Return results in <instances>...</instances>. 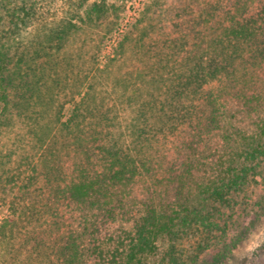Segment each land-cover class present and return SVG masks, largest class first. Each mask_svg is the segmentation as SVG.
<instances>
[{
  "label": "rangeland",
  "instance_id": "374dc122",
  "mask_svg": "<svg viewBox=\"0 0 264 264\" xmlns=\"http://www.w3.org/2000/svg\"><path fill=\"white\" fill-rule=\"evenodd\" d=\"M16 1L0 0L2 44L8 45V56L14 59L24 46L26 50L33 49L34 44L42 40L46 51L41 62L48 66L47 81L49 84L53 79L59 82L49 86L51 95L46 108L52 112L46 118L60 112L61 122L54 125L52 140L46 142V134L36 135L32 130L35 121L12 107L13 99L7 105L0 101L3 119L0 154L4 162V170L0 168V264H65L66 257L52 247L61 246L60 236L67 226L81 249L78 264H96L97 255L93 251L96 244L103 246L104 243L105 248L112 250L120 236H125L129 246L135 236L136 223L147 212V205L166 207L168 180L179 178L184 166L176 163L178 169L169 171L157 152V146L162 144H167L165 153L174 152L168 150L173 147V139L166 140L164 134L173 138L177 131L157 124L164 103L168 104L170 113L172 108L167 98V85L153 82L158 79L168 83L175 79L177 71L187 69L190 62L200 59V55V61L209 55L210 39L205 36L192 40L190 53L178 52L179 42L175 43L174 39L162 45L155 42L160 30H152L151 26L156 21L161 26L156 7L163 3L162 6L170 10L168 14H173L180 0H27L28 18L14 27L11 20L15 17ZM245 3L246 0H242L227 9L241 14ZM255 10L250 9V12ZM17 14L22 13L18 11ZM169 26L167 23L165 31H172ZM256 27L264 28L261 19ZM147 30L149 34L144 36ZM150 40L153 41L151 46H145L143 41ZM241 44L244 58L237 57L230 68L241 69L254 80L250 83L239 80L238 91L246 92L243 87H250L257 81L258 89L251 88L249 93L263 94L264 60L258 59L256 65L248 62L255 45L246 40ZM245 64L247 71L243 68ZM224 82L225 75L208 77L204 82L222 105L221 127L234 123L236 114L238 118L240 115L246 117L241 107L226 104L227 94H219ZM259 119H264V114ZM46 122L45 118L39 120L40 128L44 125V130L48 131ZM261 122L255 119L246 127L240 123L238 126L246 134H252ZM221 127L212 132L224 133ZM101 128H107L109 135ZM205 134L204 141L211 143L198 156L204 163L211 162L215 166L219 155L226 154V141L223 139L217 149L213 142L221 138ZM97 139H103L106 156L100 168L107 173L106 197L108 201L118 199L112 217L104 223L106 228L94 231L90 226L94 210L90 212L87 203L81 205L83 202L75 197L72 184L82 182L79 170L84 167L81 165L86 149L82 152L83 146ZM148 142L154 145H147ZM38 143H46V146ZM108 149L115 151L118 157L110 155L111 151L106 153ZM53 155L61 159V172L56 171V165H60ZM94 159L99 157L96 155ZM134 161L137 168L132 169ZM123 164L127 167L122 168ZM159 164L162 168L154 173L153 169ZM149 168H152L151 173ZM117 170L119 177H111ZM258 172L264 174V159L256 171H250L247 182L230 195L231 199L216 204L211 220L217 224L212 229L194 224L189 233L179 239L178 250L183 255V264L194 263L190 255L196 252L203 238L209 236L211 240L209 246L199 252V263L211 260L218 249L241 233L242 239L220 264H264V179ZM184 176L187 182H193L196 176L199 182L205 178L201 172L192 173L188 164ZM31 207H37L40 214H32ZM69 213L79 214L81 220L78 218L76 224H72ZM85 217L91 219L85 220ZM41 229L44 243L39 245L36 239L33 241V236ZM168 244L169 240L163 236L156 239V250L151 252H154L152 263L164 254ZM44 249H48V257L42 253Z\"/></svg>",
  "mask_w": 264,
  "mask_h": 264
},
{
  "label": "trees",
  "instance_id": "16d2710c",
  "mask_svg": "<svg viewBox=\"0 0 264 264\" xmlns=\"http://www.w3.org/2000/svg\"><path fill=\"white\" fill-rule=\"evenodd\" d=\"M26 1H16L18 5H15L16 8L13 9L15 17L13 16L14 20H11L14 27H17L19 23H25L28 18L26 13H30V7ZM241 1L180 0L177 7L172 11L174 13H170L171 15L168 14L170 10L165 9L166 6H162L163 3H159L156 7L161 16V26L157 23L158 21L151 26L153 27L152 30H160V37L155 41L156 43L162 45L170 43L171 39H174L175 43L179 42L176 47L178 52L190 53L192 40L196 41L205 36H209L210 39L208 44L209 55L204 56L201 61L202 55H200V59L190 62L187 69L177 71L175 79L168 83L158 79L153 82L167 85L166 88L169 93L167 98H170L169 105L172 108L170 113L168 104L164 103L165 106L158 115L157 124L164 129L170 128L177 131L173 138L169 134H164L166 140L168 138L173 139L171 142L173 147H169L168 150L174 152L165 153L164 146L167 144L157 146V152L160 160L167 164L169 171L172 172L177 167L176 163L180 162L184 166V170L180 173L179 178L175 177L168 180L165 193L166 207L147 205V212L136 223V230L133 232L135 236L131 239L129 246H127L125 236H120L117 246L112 250L105 248L104 243L103 246L100 244L94 246L93 251L97 255L96 264H183V255L178 250L179 239L188 234L194 224H198L200 228L212 229L217 224L211 220L212 210L216 204L231 199L230 195L247 182L250 171H256L261 159H264V119H259L264 114V93H249L251 88L258 89L257 81L252 83L250 87H243L247 93L239 92L238 84H241L239 80L250 83L253 82L254 77L248 76L236 67L233 70L230 68L237 57L244 58V48L241 42L245 40L255 45L247 61L256 65L258 59L264 60V28L256 27L258 19L264 23V0H246L241 14L230 12V9H227V6ZM196 8L198 9L197 12ZM255 8V11L250 12V9ZM18 11L22 14H17ZM2 19L3 17L0 16V21ZM167 23H169L172 31H165ZM148 34L149 31L147 30L144 36ZM16 42L20 46L17 39ZM152 42V40L143 41L144 45L149 47ZM34 45L35 47L29 50H26L24 46L16 58L12 59L8 56V45L2 44L0 35V101H5L7 105V103L10 104L9 100L13 99L12 107L19 110L20 114L25 113L26 117L34 120L32 130L36 135L46 134L44 141L48 142L52 140L51 137L55 133L53 132L54 125L61 122L60 112L46 118L52 112L46 108L51 95L49 86L57 85L59 82L53 79L51 80L52 84L48 83L46 77L48 66L41 62L46 48L43 47L42 40ZM29 53H31L30 56ZM243 68L247 71V64ZM222 75H225V82L219 94H227L226 104L241 107L246 116L240 115L238 118V114L234 115V123L224 124V128L221 127L223 119L220 109L222 105L218 103V97L214 91L210 87L206 88V83H204L208 77H221ZM51 76L49 75V77ZM261 87L264 89V79ZM11 96L12 98H9ZM173 102L176 104H172ZM8 107L9 105L7 109ZM237 110L241 112V109L237 108ZM253 113L254 115H252ZM76 115L79 116L80 114L76 113ZM41 118L47 119L48 131L44 130V125L40 128L39 120ZM255 119L262 122L252 134H246L238 126L240 123L246 127ZM2 126L3 119L0 116V137L3 131ZM67 127L69 126L67 125ZM220 127L224 130V133H221L223 135L212 132ZM101 130L109 135L107 128H101ZM204 133H206L205 135L210 133L213 134V137L221 138V140L217 139L213 142L217 149L221 146L222 143L220 142L223 139L226 141V154L219 155L218 160L215 161V166L211 162L204 163L198 156L205 151L206 145L211 143L204 141ZM102 140H93L83 146L82 152L86 148L82 157L84 162L81 164L84 167L79 170L82 182H73L72 184L75 197H80V201L83 202L81 205L87 203L89 211L94 210L91 214V218L94 217V220L90 224L94 231L106 228L104 223L112 217L117 208L115 201L118 199L112 198L108 201L106 197L108 191V183L105 182L108 181L107 173L100 169L103 165L102 161L106 157ZM196 141H198L197 144ZM38 144L46 146V143ZM149 144L154 145L151 142L147 143V145ZM111 150H106V153ZM99 153L102 155L98 156ZM96 155L99 157L98 160L94 159ZM110 155L118 157L115 151H111ZM53 156L58 159L60 165V167L56 165V171L61 172V159L57 155ZM116 161L118 160L116 159ZM135 162L132 164V169L137 168ZM147 163V161L144 163L146 170ZM186 164L189 165L192 173L201 172L205 177L204 180L199 182L200 178L196 176V180L187 182L184 176ZM126 167L127 165H122V168ZM0 168H4L1 154ZM159 168H162L161 164L156 166L153 172L155 173ZM151 169L148 170L150 173ZM258 173L262 174L264 179V174ZM111 177H119V171H114ZM116 183L118 184V182ZM103 198L105 200H102ZM174 203L179 207H176ZM30 210L32 214H40L37 207H31ZM78 218L81 220L79 214L77 216L71 214L72 224H76ZM91 218L85 217L84 219L90 220ZM34 234L33 241L36 239V242L42 245L44 243L43 229L35 231ZM241 234L233 238L231 242L225 243L223 248L218 249L211 260L199 263V252L206 249L209 246V240H211L209 236L203 238L198 243L196 252L190 255L193 258V264L222 263L226 255L230 254L242 239L243 235ZM71 236L70 227L67 226L66 232L60 236L63 239V242H59L61 246L55 245L52 250L55 249L66 257L65 264H78L81 249L79 243ZM160 236L169 240L168 248L157 262L152 263L154 252L152 254L151 252L156 250L155 241ZM80 240L82 239L80 238ZM42 253L47 257L49 256L48 249H44ZM73 256L75 257L74 260H72Z\"/></svg>",
  "mask_w": 264,
  "mask_h": 264
}]
</instances>
